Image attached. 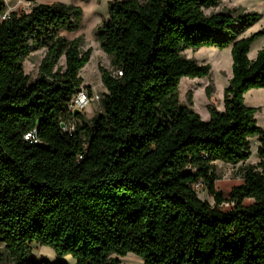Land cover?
<instances>
[{"label":"trees","instance_id":"trees-1","mask_svg":"<svg viewBox=\"0 0 264 264\" xmlns=\"http://www.w3.org/2000/svg\"><path fill=\"white\" fill-rule=\"evenodd\" d=\"M221 2L114 0L94 33L121 74L100 68L103 111L72 133L61 124L92 49L62 32L79 29L81 7L41 3L0 21V245L13 264H69L65 256L119 264L129 253L144 264H264V127L259 109L245 104L249 90L264 88V48L249 57L264 27L243 37L260 13L206 14ZM203 47L230 48L233 60L224 110L208 104L207 121L179 100L183 77L210 74L209 64L183 54ZM42 48L30 83L24 60ZM251 138L260 161L226 199L216 162L248 160ZM197 181L214 205L199 198ZM225 202L233 208L222 210ZM35 243L59 260L35 259Z\"/></svg>","mask_w":264,"mask_h":264},{"label":"rangeland","instance_id":"rangeland-1","mask_svg":"<svg viewBox=\"0 0 264 264\" xmlns=\"http://www.w3.org/2000/svg\"><path fill=\"white\" fill-rule=\"evenodd\" d=\"M16 0H8L14 4ZM41 3H54L57 1L73 4L81 7L83 11V21L78 30L74 32H62L69 39L81 36L83 38L82 51L91 48L90 61L81 70L83 78L81 88L87 90L94 100L83 110L81 118L75 120V124L91 119L103 111L102 99L107 93L102 83L100 68L114 71L111 66L110 57L102 50L100 43L94 33L95 29L109 16V6L114 0H36ZM18 9V8H16ZM15 10V9H14ZM20 10V8H19ZM239 13L258 12L262 15L259 22L250 27L242 36L247 37L264 27V0H222L221 4L215 8L207 9L206 14L218 11H234ZM264 48V35L259 36L251 45L249 52L250 59H254L260 49ZM46 48H42L30 53L24 60V71L30 77V83L34 82L39 75L40 64L46 54ZM252 51V53H251ZM183 54L190 59H194L198 64H209L210 74L204 78L183 77L179 85V100L182 105H190L203 120H209L210 114L207 106L214 103L220 111L224 110V89L232 78V55L230 48L219 49L217 47H203L197 51L186 50ZM65 59H61L59 65L64 66ZM211 87L212 97L206 96V87ZM245 104L250 107L258 108L256 113L257 124L264 127V88H253L245 94ZM191 99V103L189 101ZM72 124L69 121L68 125ZM259 142L257 138L250 139L251 156L248 160L236 165L216 162L215 173L217 176L216 189L220 191L226 199L230 197L232 189L243 183V169L247 166H255L260 161L257 154ZM199 198L206 200L214 205V200L208 195L206 190L199 192ZM254 202L253 199H246L244 205L249 206ZM233 208L231 202H225L221 209L228 211ZM32 256L37 260L56 261L59 260L53 249L33 244ZM45 247V248H44ZM119 264H144L143 260L134 253H129L125 257H118ZM60 260L69 264H76L71 256H65ZM0 264H13L4 245H0Z\"/></svg>","mask_w":264,"mask_h":264},{"label":"built area","instance_id":"built-area-1","mask_svg":"<svg viewBox=\"0 0 264 264\" xmlns=\"http://www.w3.org/2000/svg\"><path fill=\"white\" fill-rule=\"evenodd\" d=\"M36 5H38L34 0H16L14 4H10L8 0H0V21L6 20L10 18L12 12H30ZM18 8V9H16ZM20 8V10H19ZM15 9V10H14ZM121 72L118 70L112 71L113 76L120 75ZM96 98L95 96H91L90 93L81 88L76 94L71 98L67 109L72 114L70 121L72 124L65 125L63 128L65 131L70 133L75 131V115L74 112L76 110L83 112V110ZM26 140L35 139V133H29L25 136ZM193 189L199 194V192L206 190L205 185L202 181H197L193 184Z\"/></svg>","mask_w":264,"mask_h":264},{"label":"water","instance_id":"water-1","mask_svg":"<svg viewBox=\"0 0 264 264\" xmlns=\"http://www.w3.org/2000/svg\"><path fill=\"white\" fill-rule=\"evenodd\" d=\"M74 113H75V114H78V113H79V111H78V110H76ZM61 127H62V128H64V127H65V123H62V124H61Z\"/></svg>","mask_w":264,"mask_h":264},{"label":"crops","instance_id":"crops-1","mask_svg":"<svg viewBox=\"0 0 264 264\" xmlns=\"http://www.w3.org/2000/svg\"><path fill=\"white\" fill-rule=\"evenodd\" d=\"M37 4H41V2H39V1H36V0H34ZM47 4H51V3H47Z\"/></svg>","mask_w":264,"mask_h":264},{"label":"bare ground","instance_id":"bare-ground-1","mask_svg":"<svg viewBox=\"0 0 264 264\" xmlns=\"http://www.w3.org/2000/svg\"><path fill=\"white\" fill-rule=\"evenodd\" d=\"M251 53H252V51H251ZM245 99L247 100V98H246V96H245ZM248 101V100H247ZM42 248H43V246H42ZM45 248V247H44Z\"/></svg>","mask_w":264,"mask_h":264}]
</instances>
